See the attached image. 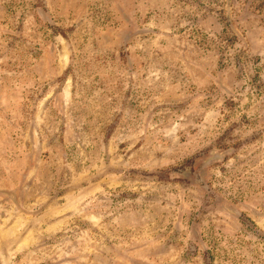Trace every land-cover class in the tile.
Masks as SVG:
<instances>
[{"label": "rangeland", "instance_id": "374dc122", "mask_svg": "<svg viewBox=\"0 0 264 264\" xmlns=\"http://www.w3.org/2000/svg\"><path fill=\"white\" fill-rule=\"evenodd\" d=\"M0 264H264V0H0Z\"/></svg>", "mask_w": 264, "mask_h": 264}]
</instances>
